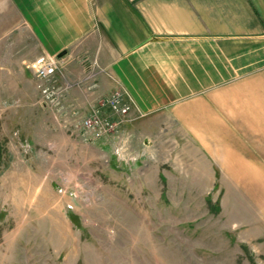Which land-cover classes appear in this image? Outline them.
Here are the masks:
<instances>
[{
	"label": "rangeland",
	"instance_id": "374dc122",
	"mask_svg": "<svg viewBox=\"0 0 264 264\" xmlns=\"http://www.w3.org/2000/svg\"><path fill=\"white\" fill-rule=\"evenodd\" d=\"M33 78V100L0 82V264H264V176H223L130 112L95 139L55 127Z\"/></svg>",
	"mask_w": 264,
	"mask_h": 264
},
{
	"label": "crops",
	"instance_id": "0c3cea01",
	"mask_svg": "<svg viewBox=\"0 0 264 264\" xmlns=\"http://www.w3.org/2000/svg\"><path fill=\"white\" fill-rule=\"evenodd\" d=\"M41 55L60 60L64 102L82 115H109L101 102L122 89L134 119L170 128L223 176H264V0H0L5 95L38 97L26 65ZM92 65L104 71L91 88Z\"/></svg>",
	"mask_w": 264,
	"mask_h": 264
},
{
	"label": "built area",
	"instance_id": "2783aa9c",
	"mask_svg": "<svg viewBox=\"0 0 264 264\" xmlns=\"http://www.w3.org/2000/svg\"><path fill=\"white\" fill-rule=\"evenodd\" d=\"M60 63L49 59L44 55L38 56L30 61L26 67L32 72L37 80L38 88L41 93V103L50 106L58 111L64 119H68L70 126L75 129L78 135L86 138H99L105 134L114 132V130L126 120L132 101L122 90H115L107 96L101 105H106L109 109V115H101L97 108L91 109L87 114L80 115L79 111L64 103L67 86L61 85L57 80V71ZM95 73H89L86 78L94 82Z\"/></svg>",
	"mask_w": 264,
	"mask_h": 264
},
{
	"label": "clouds",
	"instance_id": "9594fccd",
	"mask_svg": "<svg viewBox=\"0 0 264 264\" xmlns=\"http://www.w3.org/2000/svg\"><path fill=\"white\" fill-rule=\"evenodd\" d=\"M128 143V138L125 139L124 144L126 145ZM124 151V149H117L116 150V155L118 157V159L124 160L125 156L122 155V152ZM154 156V153H150V158Z\"/></svg>",
	"mask_w": 264,
	"mask_h": 264
}]
</instances>
